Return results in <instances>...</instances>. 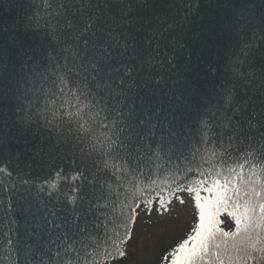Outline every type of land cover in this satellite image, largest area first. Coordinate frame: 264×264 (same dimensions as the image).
Wrapping results in <instances>:
<instances>
[{
	"label": "trees",
	"instance_id": "16d2710c",
	"mask_svg": "<svg viewBox=\"0 0 264 264\" xmlns=\"http://www.w3.org/2000/svg\"><path fill=\"white\" fill-rule=\"evenodd\" d=\"M64 3L0 0V264H51L62 244L73 243L65 233L87 245H75L80 264H120L142 206L195 184L213 163H233L192 159L193 146L215 135L210 117L224 103L225 87L256 118L264 98V0H67V15ZM54 31L60 44L51 41ZM97 49L104 58L99 75L90 64ZM72 51L83 61L70 58L68 68L83 63L82 81L122 93L121 119L173 146L161 167L108 171L95 152L88 154V140L69 146L72 131L41 93L49 78L67 71L52 57L64 63ZM230 217L223 212L218 232H235ZM84 225L88 232L79 231ZM105 233L123 257L115 246L110 255L96 249L94 240ZM167 251V259L152 264H172Z\"/></svg>",
	"mask_w": 264,
	"mask_h": 264
},
{
	"label": "snow or ice",
	"instance_id": "6c2138e0",
	"mask_svg": "<svg viewBox=\"0 0 264 264\" xmlns=\"http://www.w3.org/2000/svg\"><path fill=\"white\" fill-rule=\"evenodd\" d=\"M61 7L67 15V0ZM68 26H73L71 18L68 19ZM91 27L93 25L89 23L85 30ZM51 41L60 44V35L54 31ZM62 51L68 49L62 48ZM70 58L83 61L78 51H72L71 57H64V63L52 57L60 68L67 71L57 72L53 78H49L42 85L44 91L41 93L43 102L55 106L61 114V123L72 131V137H65L69 146L78 147L88 140L92 144L88 154L95 152L108 171L119 169L130 174L145 167H161L157 162L170 158L173 146L163 141L154 142L149 135L137 131L136 125L121 119L124 113L116 105L122 103L117 98L122 93L113 95L111 90L106 93L101 84L93 85L88 77L82 81L80 75L85 65L81 63L79 69H69L67 61ZM103 59L100 49H97L90 61L96 75H99ZM127 75H131V69ZM85 82L90 89L87 92L84 90ZM117 83L123 85L124 81L121 78ZM223 100L220 109L210 117L215 135H205L202 143L193 146L192 159L195 160L199 155L205 163L214 160H232L233 163H213L212 169L199 173L202 179L195 181L197 186L188 189L195 193L196 204L200 209V224L195 235L171 253L172 264H264V98L260 100L259 118L250 115L251 105L239 100L227 87ZM205 124L207 127V122ZM124 128L128 134H121ZM98 130L104 134L98 135ZM107 132H112V135L109 136ZM205 145V152H201L200 149ZM213 169L217 170L213 172ZM140 174L143 175L142 172ZM205 183L211 186L204 187ZM101 187L107 193L112 191L107 181ZM137 191L144 194L145 190L141 187ZM201 191L209 194L203 202ZM222 212H227L235 221V232H218L216 229V217ZM79 231L88 232L89 228L84 225ZM65 237L66 241L72 239L73 243L62 244L63 254L59 249L56 250L50 257L51 264H80L77 257H81V250L75 245L81 244L84 248L87 245L74 239L75 233L72 237L65 233ZM94 242L96 249H102L104 254L110 255V246H115V250L119 251L118 245L107 233L103 240ZM119 255L123 257L124 252L119 251Z\"/></svg>",
	"mask_w": 264,
	"mask_h": 264
},
{
	"label": "rangeland",
	"instance_id": "374dc122",
	"mask_svg": "<svg viewBox=\"0 0 264 264\" xmlns=\"http://www.w3.org/2000/svg\"><path fill=\"white\" fill-rule=\"evenodd\" d=\"M196 186L192 183L180 192L160 195L156 201L140 208L133 236L126 244L127 257L120 264H152L156 258H166L168 253L164 252L173 253L195 235L200 224V209L195 193L188 189ZM200 196L203 202L209 194L201 191ZM222 216L223 212L217 216L216 224Z\"/></svg>",
	"mask_w": 264,
	"mask_h": 264
}]
</instances>
